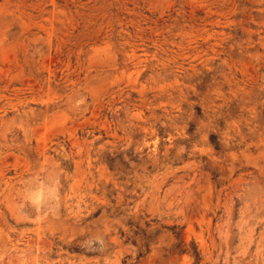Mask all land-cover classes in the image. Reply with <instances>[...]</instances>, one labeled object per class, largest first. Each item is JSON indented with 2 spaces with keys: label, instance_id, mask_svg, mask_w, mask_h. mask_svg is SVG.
<instances>
[{
  "label": "rangeland",
  "instance_id": "1",
  "mask_svg": "<svg viewBox=\"0 0 264 264\" xmlns=\"http://www.w3.org/2000/svg\"><path fill=\"white\" fill-rule=\"evenodd\" d=\"M0 264H264V0H0Z\"/></svg>",
  "mask_w": 264,
  "mask_h": 264
}]
</instances>
